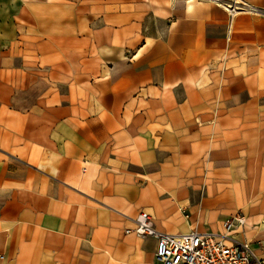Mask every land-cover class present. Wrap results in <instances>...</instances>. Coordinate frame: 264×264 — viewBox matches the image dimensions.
Returning <instances> with one entry per match:
<instances>
[{
	"label": "crops",
	"instance_id": "0c3cea01",
	"mask_svg": "<svg viewBox=\"0 0 264 264\" xmlns=\"http://www.w3.org/2000/svg\"><path fill=\"white\" fill-rule=\"evenodd\" d=\"M140 211L174 235L242 213L227 240L264 258V14L0 0V264H159Z\"/></svg>",
	"mask_w": 264,
	"mask_h": 264
},
{
	"label": "built area",
	"instance_id": "2783aa9c",
	"mask_svg": "<svg viewBox=\"0 0 264 264\" xmlns=\"http://www.w3.org/2000/svg\"><path fill=\"white\" fill-rule=\"evenodd\" d=\"M211 1L223 6L230 16L239 11L264 14L260 8L246 2ZM133 223V227L125 229V233L153 237L156 242L155 258L159 264H264V258L258 257L247 241L227 240L231 231L245 224L242 213L225 220L222 233L190 231L174 235L161 232L154 227L151 215L145 211H140Z\"/></svg>",
	"mask_w": 264,
	"mask_h": 264
}]
</instances>
